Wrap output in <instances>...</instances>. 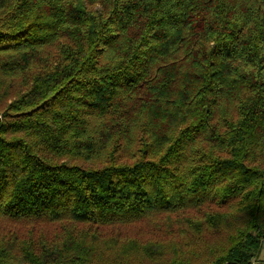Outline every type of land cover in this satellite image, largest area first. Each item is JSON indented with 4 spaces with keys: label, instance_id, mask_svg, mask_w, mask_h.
<instances>
[{
    "label": "trees",
    "instance_id": "1",
    "mask_svg": "<svg viewBox=\"0 0 264 264\" xmlns=\"http://www.w3.org/2000/svg\"><path fill=\"white\" fill-rule=\"evenodd\" d=\"M263 242L264 0H0V264Z\"/></svg>",
    "mask_w": 264,
    "mask_h": 264
},
{
    "label": "rangeland",
    "instance_id": "2",
    "mask_svg": "<svg viewBox=\"0 0 264 264\" xmlns=\"http://www.w3.org/2000/svg\"><path fill=\"white\" fill-rule=\"evenodd\" d=\"M138 232H148V228L146 226H142L141 225V228L138 227ZM131 234H134V233H131ZM253 263L254 264H263L264 263V242L263 244L261 245V248L260 250L258 251V253L256 254L255 258L253 259Z\"/></svg>",
    "mask_w": 264,
    "mask_h": 264
}]
</instances>
